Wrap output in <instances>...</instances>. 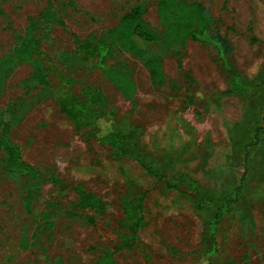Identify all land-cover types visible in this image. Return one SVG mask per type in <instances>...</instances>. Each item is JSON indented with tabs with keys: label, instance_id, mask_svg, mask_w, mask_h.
<instances>
[{
	"label": "rangeland",
	"instance_id": "obj_1",
	"mask_svg": "<svg viewBox=\"0 0 264 264\" xmlns=\"http://www.w3.org/2000/svg\"><path fill=\"white\" fill-rule=\"evenodd\" d=\"M48 1L0 0V58L16 47L15 33L23 34L29 19L38 18ZM53 1L58 9L65 6L60 13L65 25L40 22L36 31L51 59V64L42 60L47 84L32 79L33 61L15 64L0 88V135L2 123L12 119L7 109L13 108L20 121L10 133L25 160L36 166L55 164L66 180L83 183L102 196L109 213L97 226L59 218L55 238L45 244L46 249L37 245L22 250V226L32 220L22 206L24 181L6 171V154L0 152V264L96 261L105 247L117 243L116 221L122 217L119 197L128 183L136 193L148 194L139 242L150 257L139 250L121 252L117 264H196L209 214L208 209L195 207L197 197L219 196L232 190L245 172L253 176L264 171V130L259 145L250 146L255 131L264 129V0H188L201 2L218 20L220 32L233 47L232 65L260 87L253 101L228 93L229 76L215 48L192 39L183 42L175 37L168 45L140 42L149 58L161 59L163 86L153 84L143 60L124 51L116 50L105 68L92 58L72 59L74 35L84 39L103 34L145 0ZM145 19L162 29L154 5ZM116 62L133 70L135 101L125 98L109 77L108 68ZM27 80L29 86L23 85ZM85 85L102 94L114 128L130 135L129 156H117L94 137V122L87 120L78 129L62 110L61 101L81 98ZM141 162L161 177L151 175ZM183 177L195 184L196 191L191 193ZM49 195L47 187L44 198ZM254 195V231L249 223L241 225L235 211L228 214L219 227L220 254L212 258L214 264L240 261L247 250L250 264H264V185ZM74 198L70 193L64 203ZM242 232L254 234L244 239Z\"/></svg>",
	"mask_w": 264,
	"mask_h": 264
},
{
	"label": "trees",
	"instance_id": "obj_2",
	"mask_svg": "<svg viewBox=\"0 0 264 264\" xmlns=\"http://www.w3.org/2000/svg\"><path fill=\"white\" fill-rule=\"evenodd\" d=\"M150 5L157 8L162 25L161 30L151 26L145 19ZM64 9L65 6H61L60 9L56 8L54 1L49 0L38 18L29 19V25L23 34L15 33L18 40L16 47L0 58V88L4 84V78L15 64L28 61L34 62L32 79L36 82L39 79L38 83L44 86L47 84L46 67L42 60L45 59L51 64V59L44 52L36 31L40 22L57 23L64 26V19L60 16ZM175 37H179L183 42L192 39L213 46L229 76L228 93L254 100L260 87L234 68L230 61L233 51L230 40L220 32L218 20L213 13L198 1L145 0L134 6L114 27L103 34L90 35L84 39L74 35L76 48L72 59L83 62L92 58L96 65L105 68L108 61L114 57L116 50L124 51L143 60L149 69L153 84L163 86L166 78L161 59L149 58L148 50L142 47L140 42L168 45ZM108 74L119 92L128 100L135 101L136 84L130 66L116 62L108 68ZM23 83L29 86V80ZM43 91L47 92L45 88ZM81 92V98L66 97L63 99L61 101L62 110L78 129H81L87 120L94 122L96 128L92 133L94 137L102 144L110 146L117 156H129L131 154L130 135L114 128L113 120L107 117L105 110L108 104L102 94L94 92L86 85ZM7 110L12 112V119L2 123L0 152L6 154V171L24 181L21 188L22 206L25 214L32 217L29 223L22 226L21 249L30 250L37 245L46 249L45 244L51 243L55 238L56 222L59 218L69 221L77 220L84 226H97L99 220L108 216V202L99 194L88 190L85 184L66 180L55 164L36 166L27 162L21 147L12 139L10 133L12 126L18 124L20 118L17 117L18 113H15L13 108ZM263 130V128H258L255 131L254 140L250 142L251 147L259 145ZM248 155L246 154L245 160L248 159ZM113 157L116 156L113 154ZM141 164L151 175L161 177L157 170L146 163L141 162ZM181 180L189 183L188 188L191 193L193 189L196 191L194 183L185 177ZM263 185L264 171L253 176L245 172L239 183L229 192L225 191L219 196L199 195L197 197L195 207L208 209L209 214L203 222L198 251L199 262L197 261L196 264H214L212 258L219 257V227L232 211L237 213L241 225L249 223L254 231L256 219L252 213L254 205L251 202L252 198H256L253 194ZM47 187L50 189V195L44 198ZM70 193H73L75 198L66 204L63 198H68ZM147 195V192L136 193L132 184H127L125 193L119 197L122 217L116 221L117 243L114 246L105 247L96 261L87 264H117L116 255L134 250H139L146 257H150L147 248L139 242L140 232L146 221ZM253 234L242 232L241 236L248 239ZM171 250L177 253L176 248L172 247ZM250 263L251 254L247 250L240 261L234 260L231 264Z\"/></svg>",
	"mask_w": 264,
	"mask_h": 264
}]
</instances>
